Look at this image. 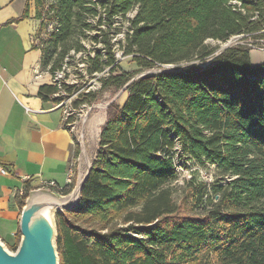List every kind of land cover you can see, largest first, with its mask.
<instances>
[{"label":"trees","instance_id":"obj_1","mask_svg":"<svg viewBox=\"0 0 264 264\" xmlns=\"http://www.w3.org/2000/svg\"><path fill=\"white\" fill-rule=\"evenodd\" d=\"M31 2L50 73L83 51L90 74L111 68L103 91L123 88L135 70H118L110 32L134 9L124 55L136 71L174 65L137 78L109 107L80 203L56 215L60 264H264V62L252 65L240 44L195 63L217 51L209 39H264V0H28L24 17ZM90 37L105 51L87 50ZM57 90L43 85L41 95ZM96 100L91 92L74 104ZM182 158L220 177L208 185L193 176L177 201ZM23 188L20 211L33 187ZM16 238L14 250L19 228Z\"/></svg>","mask_w":264,"mask_h":264},{"label":"crops","instance_id":"obj_2","mask_svg":"<svg viewBox=\"0 0 264 264\" xmlns=\"http://www.w3.org/2000/svg\"><path fill=\"white\" fill-rule=\"evenodd\" d=\"M27 1L0 0V235L19 228L16 195L26 181L33 188L50 180L64 187L78 157L75 132L65 124L58 100L41 95L43 85L53 84L34 42L40 26L34 2L23 16ZM263 53L251 49V62H263Z\"/></svg>","mask_w":264,"mask_h":264},{"label":"water","instance_id":"obj_3","mask_svg":"<svg viewBox=\"0 0 264 264\" xmlns=\"http://www.w3.org/2000/svg\"><path fill=\"white\" fill-rule=\"evenodd\" d=\"M242 35L235 36L240 38ZM227 41L216 51L203 67L215 57L242 42ZM174 65L167 64L160 68L148 69L133 77L123 88L124 91L137 78L163 71ZM113 101L106 104H90L81 114L76 126L75 139L79 147L75 183L68 193H61L50 187L32 188L28 192L19 218L20 241L15 251H11L0 238V264H60L57 247V222L59 212L75 208L81 200L83 188L91 175L98 152L101 148V135L107 118H92V112L101 106L109 108Z\"/></svg>","mask_w":264,"mask_h":264},{"label":"built area","instance_id":"obj_4","mask_svg":"<svg viewBox=\"0 0 264 264\" xmlns=\"http://www.w3.org/2000/svg\"><path fill=\"white\" fill-rule=\"evenodd\" d=\"M235 2L236 1H234V3ZM135 14H136V9L128 12L125 18L121 16L115 17V21L113 24L114 28L110 32V36H111L110 49L112 51L114 50L119 51V46L121 48V44L119 45V41L116 38V35H119L120 33L123 32V31L122 32L119 31L120 30L119 26L121 25V21L126 19L125 21L126 23L124 24L127 26V34H128V32H130L131 18H133ZM55 26L56 25L54 22L50 23L44 35L47 36V34L54 31ZM104 27L106 28V26ZM259 41L263 44V47H258L254 45H251V46L264 49V39H261ZM34 42L36 43L35 39H34ZM83 42L87 50H92L93 48L92 45L86 44L85 43L86 41H83ZM122 45H124V43H122ZM98 48H103V51H105L104 44L102 42L98 44ZM83 53H84L83 51L79 52L77 54V57L79 58L75 61H71L67 57L66 61L63 63L61 68L56 70L54 73H50L49 70L47 69V73L49 72V74L51 75L52 84L57 86L58 88L57 92L54 94L55 98L58 100L57 105L63 109L65 124L73 132H75L77 122H78V119L81 117V114L89 106L87 102H83L79 104L78 106H76L74 104L75 101L83 98L85 95L91 92H95L96 87L100 85V82L98 80L99 79L101 80L102 76L104 77L105 73H107L109 69V67H107L102 72H99V73L95 72V73L90 74L88 72L87 61L84 60L83 57H81ZM91 54L94 55V53H91ZM1 171L3 173H8V170L6 168H2ZM75 176H76V167H70V169L68 170L67 176H66V183L64 187H67V188L71 187L75 183ZM44 184H45L44 185L45 187L58 188V184L53 180L46 181ZM64 187H60L59 189H62ZM18 193L20 195H23L24 188L22 187L21 189H19Z\"/></svg>","mask_w":264,"mask_h":264},{"label":"rangeland","instance_id":"obj_5","mask_svg":"<svg viewBox=\"0 0 264 264\" xmlns=\"http://www.w3.org/2000/svg\"><path fill=\"white\" fill-rule=\"evenodd\" d=\"M125 21H126V19L121 21V25L119 26V28H120L119 31L120 32L123 31V32L120 33L119 35H116V38L119 41V45L121 44V48L119 46V51L114 50L113 53H114V55L118 61V70L119 71H127V72L135 70L134 71V77H135V76L139 75L140 73H142L146 70L136 71L137 66L133 63L132 58L130 56L124 55V53H123L122 43L125 44V40H126V36H127V26L124 24V23H126ZM94 33H95V31L91 32V34H94ZM91 36H93V35H91ZM232 38H234L233 41L242 42L240 44L245 45L246 47L252 49V53L255 51H257V52H263L264 51V49H260V48L255 49V47L251 46V45H254V46H258V47H263V44L260 41H257L253 38H244L243 36H241L238 39V38H235V36H233L230 39H232ZM229 40H227V41H229ZM227 41L222 42V41H218V40H214V39H209V40H207V43L214 46V47H217V51H218ZM85 43L88 45L92 44V46L95 47L96 52H99L98 50H100V49L98 48V44H97V46L93 45V43H95V42L93 41L92 37H90L89 41H86ZM240 44L239 43L234 44L233 46H237ZM106 56H107V53H104L103 59H106ZM263 62L256 63V64L252 63V65H259ZM195 63L203 66V64L205 62L201 63V62L195 61ZM110 72H111V68L109 67L108 72L105 73L104 77L108 76ZM102 78H103V76H102ZM98 81L100 82V85H98V87H96V90H95V92H98V100H96L93 103L106 104V103L111 102V101L116 102V103H121L123 101V99L126 95L125 90L122 91V88L119 89V88H116L113 86L110 89L103 91L102 90V85H103L102 81L100 79ZM108 111H109V108L101 106L100 108H97L92 112L91 119L92 118L98 119V117H102V116H103V118H107ZM79 121H80V118L78 119V122ZM78 122H77V124H78ZM75 131H76V129H75ZM179 172H180V177H179V180L177 183V189H176V192L174 195V197L177 201H181L184 198L186 192L188 191V190H186V181H188L189 179H192L193 176H195L197 178V181H200V180L206 181L208 183V185L215 182L220 177V172L216 169V167L214 165L208 164V166L205 167V166L198 165L197 163H195L193 161H189L186 158L181 159L180 165H179ZM226 180H228V179H226ZM20 213H21V211L19 212V214ZM17 231H18V229L14 233H10V232L6 233L4 231V233L2 232L3 234L0 235V238L2 239V241L7 245V247L11 251H15L12 248V246L17 241V238H16Z\"/></svg>","mask_w":264,"mask_h":264},{"label":"bare ground","instance_id":"obj_6","mask_svg":"<svg viewBox=\"0 0 264 264\" xmlns=\"http://www.w3.org/2000/svg\"><path fill=\"white\" fill-rule=\"evenodd\" d=\"M99 118H100V121H101V120H104V119H103V116H102V117H99Z\"/></svg>","mask_w":264,"mask_h":264}]
</instances>
